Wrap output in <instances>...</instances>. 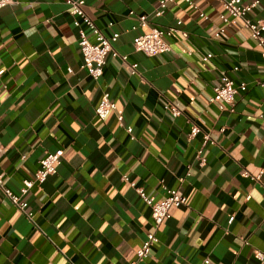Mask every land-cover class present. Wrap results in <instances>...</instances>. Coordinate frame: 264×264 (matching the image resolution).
I'll return each instance as SVG.
<instances>
[{
	"label": "crops",
	"instance_id": "crops-1",
	"mask_svg": "<svg viewBox=\"0 0 264 264\" xmlns=\"http://www.w3.org/2000/svg\"><path fill=\"white\" fill-rule=\"evenodd\" d=\"M12 1L0 9V178L19 194L46 154L60 158L55 174L21 197L32 221L0 190V264L134 261L153 227L130 183L153 202L167 189L186 198L137 264H260L254 251L264 253V70L263 47L250 31L240 21L224 25L213 0H192L195 8L176 0L160 16L158 0H82L104 36L119 35L112 48L127 57L108 55L94 81L81 68L66 0ZM258 2L251 21L264 15V0ZM142 15L150 26L176 30L165 37L169 53L134 51L146 32L137 26ZM221 74L246 84L234 113L209 101ZM104 92L116 110L102 121L94 109ZM193 126L200 133L190 138ZM204 134L214 143L202 146Z\"/></svg>",
	"mask_w": 264,
	"mask_h": 264
},
{
	"label": "built area",
	"instance_id": "built-area-1",
	"mask_svg": "<svg viewBox=\"0 0 264 264\" xmlns=\"http://www.w3.org/2000/svg\"><path fill=\"white\" fill-rule=\"evenodd\" d=\"M176 0H158L157 6L155 8V16H160L167 9L169 4L174 3ZM180 2L193 7L194 3L192 0H179ZM219 3L223 9V13L220 14V20L224 25L229 23L240 21L245 28H247L252 39L257 43L258 46L263 47V59H262V68L264 70V15L261 18L251 21L248 19V14L255 9L259 2L255 0L248 4H242V0H213ZM12 0H0V9L6 5L11 4ZM66 5L68 6V12L74 17L73 25L78 32V47L82 56L81 68L86 70L88 76L97 81L103 74V68L106 65V59L108 55L113 57H119L123 62L127 61L126 56H118V54L113 50L111 42L116 41L118 34H113L110 37H106L102 32L95 26L93 21L86 16L83 10L84 2L82 0H66ZM133 15V12L129 13ZM202 17L203 14H200ZM137 26L140 28H145L146 32L137 36L134 40L133 48L135 52L143 53L148 57H156L158 55L166 54L170 52V47L165 41V37L171 35L175 32L174 28L169 30H162L154 26H150L147 17L136 16ZM180 24V21L177 22ZM82 25L87 27L92 34L94 35V42H90L82 29ZM135 27H133L134 29ZM223 30L221 29L216 36H219ZM210 56L203 57V61H207ZM131 73L136 72V64L130 66ZM237 70V68H234ZM70 71V70H69ZM3 73L0 70V75ZM261 87H264V82L259 84ZM246 90V84L241 83L236 85L234 81L225 74H221L219 84L214 87L213 95L209 99L210 103H218V108L220 111H228L229 113H234L236 106V96L239 92H244ZM170 108L171 114L174 117L180 115V112L170 105H167L166 108ZM116 110L115 103L112 101L110 94L104 92L101 95L100 100L98 101L94 114L100 120H105L111 113H114ZM116 120L120 127H124L123 116L121 114L116 115ZM222 128L220 132H223ZM125 132L133 139L131 133L132 129L130 127H125ZM200 133V129L197 126H193L190 130L189 137L194 138L197 134ZM202 146L207 144H213L208 134L203 135ZM1 153V146H0ZM60 158L59 153L55 154H46L39 161V168L34 173L32 180L23 181V185L20 188L19 194L12 193L9 189L5 188L3 181L0 178V190L3 192L4 196L10 201V203L15 206L25 217L32 221V213L27 210L26 202L21 200V197L25 195L28 189L34 183H42L46 180L47 177L54 175L55 165L58 163ZM205 160L201 159L200 164H204ZM124 181L128 182L127 177H122ZM130 186L134 189L135 193L140 197L144 204L150 210V217L152 220L153 230L147 233L145 240L142 242L141 247L136 251V258L134 261H131L129 264H137L146 258L154 245L158 242L156 237V231L158 228L167 221L171 215L170 210L175 207H180L186 204V198L181 195L177 190L167 189L166 196L159 202H153L148 198L143 189L135 187L133 183H130ZM255 257L259 260L260 264H264V253L260 251H254ZM204 264H209L207 259L204 260Z\"/></svg>",
	"mask_w": 264,
	"mask_h": 264
}]
</instances>
